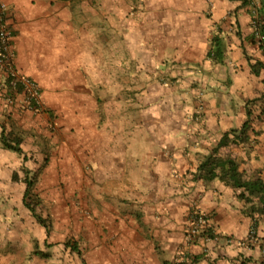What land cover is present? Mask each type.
I'll use <instances>...</instances> for the list:
<instances>
[{
	"label": "crops",
	"instance_id": "1",
	"mask_svg": "<svg viewBox=\"0 0 264 264\" xmlns=\"http://www.w3.org/2000/svg\"><path fill=\"white\" fill-rule=\"evenodd\" d=\"M2 1L14 65L39 84L47 114L0 101V264H163L180 254L185 264H264V214L254 215L249 235L264 190L248 194L196 174L249 112L248 141L218 154L264 185V71L251 68L264 52L252 3ZM2 130L21 154L3 147ZM46 148L47 169L55 159L66 171L57 202L74 201L60 210L72 220L84 215L72 223L77 251L64 236L56 241L53 228L46 236L22 204L24 183L12 179L40 166ZM191 210L210 216L213 236L185 245ZM63 222L67 235L69 216Z\"/></svg>",
	"mask_w": 264,
	"mask_h": 264
},
{
	"label": "trees",
	"instance_id": "2",
	"mask_svg": "<svg viewBox=\"0 0 264 264\" xmlns=\"http://www.w3.org/2000/svg\"><path fill=\"white\" fill-rule=\"evenodd\" d=\"M241 1L242 5H249L252 3L254 6V14L255 16L253 17L252 21L254 22V31L255 34H258L260 39H259V46L261 49H263L264 52V0H256V3L254 0H239ZM255 4L257 6H255ZM215 40H212V42ZM216 53H213L214 55L217 56V50L215 51ZM252 72L254 74H258L260 70L264 71V64L263 62L260 61H255L252 65ZM258 101L264 102V93L260 96ZM259 118L261 115H264V107H261L259 109ZM248 119L242 124L241 129L239 131H232L230 133L224 134L219 142L217 143L216 147L213 148L212 153L204 159L199 165L197 166L196 169V174L198 175L199 179L205 180V181H210L215 178L224 181L227 183L229 180L232 184L233 187L235 188H243L245 192L248 194H251L253 191L255 192H262L264 190V185L263 183L258 179V178H253V179H243L241 174L238 172V167L234 163L233 160H230L229 158H223L218 154V149L220 147L226 146L228 143H233V144H244L248 141V137L246 135V131L249 130L250 128V113H247ZM6 134L9 136V138H6ZM12 134L10 132H4L3 130L1 131V140L3 147L7 149H11L17 154H21V150L18 147L19 141L16 139V137L11 136ZM25 160V158H24ZM21 171L23 173L22 179L17 178V174H14L12 179L21 181L25 185V190L22 195V204L23 206L30 212L32 218L36 221V223L41 226L45 232L46 236L49 235L50 232V227L48 223L42 219V217L37 213V206L40 204V200L37 197V195L33 191V187L35 185L36 179L33 176V172L26 168H21ZM36 176V174H35ZM254 176V175H252ZM264 195V194H263ZM239 199H243L246 202L250 200L243 192L239 193L238 195ZM260 203L261 207H254L251 209V217H252V226L251 230L249 232V235H254V227H255V220H254V215L260 216L264 214V198H260ZM193 210L190 211V213ZM253 215V216H252ZM206 236L208 238H212L213 236V231L211 228H209L206 233ZM65 248H69L71 251H77V247L73 245L71 242L66 240L63 243ZM34 254L42 256V257H47L48 254H43L41 252L33 251ZM82 264H84L82 262ZM163 264H185L183 261L177 262V261H168L164 262Z\"/></svg>",
	"mask_w": 264,
	"mask_h": 264
},
{
	"label": "built area",
	"instance_id": "3",
	"mask_svg": "<svg viewBox=\"0 0 264 264\" xmlns=\"http://www.w3.org/2000/svg\"><path fill=\"white\" fill-rule=\"evenodd\" d=\"M10 8L0 0V101L6 107L33 115H46L39 84L32 78L20 73L14 65L12 31L10 25ZM254 25V22L252 23ZM255 28V27H254ZM256 37L260 39L259 35ZM264 64V59H263ZM10 114V113H9ZM183 240L185 245L200 241L209 228L212 229L210 216L193 210L185 217ZM184 261L182 255L174 259Z\"/></svg>",
	"mask_w": 264,
	"mask_h": 264
},
{
	"label": "rangeland",
	"instance_id": "4",
	"mask_svg": "<svg viewBox=\"0 0 264 264\" xmlns=\"http://www.w3.org/2000/svg\"><path fill=\"white\" fill-rule=\"evenodd\" d=\"M131 90H132V87L130 86V91ZM130 98H133V97H130ZM52 127L54 128V126ZM52 127L48 129L50 130L52 129ZM6 138H9L7 134H6ZM39 154L42 155V158L46 157V159L44 158L43 162L40 163L41 164L40 166H38L39 164L34 165L32 166V169H30V171L33 172L34 174L33 176L36 179L35 185L33 187V191L40 200V204L36 208L37 213L42 217V219H44L48 223L50 227V231H52V228H53V233L57 235L55 236L56 241L61 240L62 237L64 236L66 240H68L73 245H75L78 242L74 240L73 238L72 223L74 219L80 222L81 219L84 218V215L81 213L79 215H74V219L72 220L71 218L73 217V215L71 214L67 215L65 210H60L61 207L65 205L67 206L74 205V201L72 197L68 199H64V200L63 198H61V200L58 202H57V199L55 198V195H56L55 190L57 188L58 190H61L62 193L63 191L64 192L66 191V188L64 187V183L60 182V180L62 179V175H65L66 171L64 170V174L63 172H60V167L58 166V163L55 159L51 160L52 161L51 168L47 169L48 161L50 160V154H51L50 148H46L45 150H42L41 153ZM56 179H58V182L56 181ZM51 180L53 182H51ZM66 216H69L70 218V227H68L67 229L68 230L67 235H65V229H64L65 225L63 222ZM250 238L253 239V237H250ZM35 248L36 246L34 245L33 251H35ZM208 264H211V263H208Z\"/></svg>",
	"mask_w": 264,
	"mask_h": 264
}]
</instances>
